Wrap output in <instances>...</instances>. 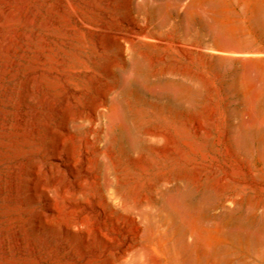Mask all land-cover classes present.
Listing matches in <instances>:
<instances>
[{
  "label": "rangeland",
  "instance_id": "obj_1",
  "mask_svg": "<svg viewBox=\"0 0 264 264\" xmlns=\"http://www.w3.org/2000/svg\"><path fill=\"white\" fill-rule=\"evenodd\" d=\"M58 1L0 0V71L25 69ZM97 2L68 57L95 76L83 102L105 97L96 193L127 245L119 257L111 235L80 264H264V0ZM0 264L72 261L43 248Z\"/></svg>",
  "mask_w": 264,
  "mask_h": 264
},
{
  "label": "bare ground",
  "instance_id": "obj_2",
  "mask_svg": "<svg viewBox=\"0 0 264 264\" xmlns=\"http://www.w3.org/2000/svg\"><path fill=\"white\" fill-rule=\"evenodd\" d=\"M97 1L59 0L43 23L49 40L25 59V69L0 71V257L5 260L59 248L80 264L98 245L110 252L111 235L117 237L119 257L127 245L123 216L107 186L96 193L92 164L105 97L96 93L83 102L95 76L84 60L68 57L79 26L88 24L83 12L102 14ZM106 207L118 213L110 230L114 212Z\"/></svg>",
  "mask_w": 264,
  "mask_h": 264
}]
</instances>
